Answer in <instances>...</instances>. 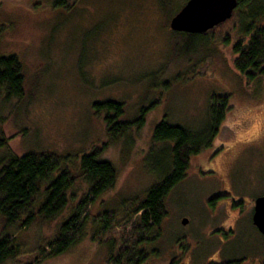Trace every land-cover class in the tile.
<instances>
[{
  "label": "rangeland",
  "instance_id": "374dc122",
  "mask_svg": "<svg viewBox=\"0 0 264 264\" xmlns=\"http://www.w3.org/2000/svg\"><path fill=\"white\" fill-rule=\"evenodd\" d=\"M84 1L82 10L67 13L45 6L34 10L24 3L27 0H0V54H17L25 66L22 100L13 109L0 110V139L19 156L54 153L74 177L68 209L54 220L37 217L27 228L17 229V243L27 255L34 253L55 237L88 192L79 172L81 157L105 139L94 102L123 101L122 121H133L142 109H152L131 143L110 144L104 153L119 178L113 191L89 206L85 238L44 264H108L110 248L91 240L93 219L108 215L122 221L127 209L145 199L157 180L151 162L165 158V147L150 148L155 126L163 119L189 128L203 124L209 102L228 96L232 110L219 136L191 159L186 178L167 196L168 215L156 241L146 246L151 255L144 264H171L173 258L175 264L228 259L234 264H260L264 239L252 225V209L264 192V99L259 111L247 108L251 104L247 86L231 66L241 20L235 18L223 33L196 38L164 29L166 22L154 0ZM181 2L172 0L171 13ZM105 28L112 30L100 31ZM99 31L97 52L87 46L79 59L80 42L90 43ZM219 146L230 150L220 164L234 193L229 194L235 203L227 215L220 209L225 197L219 195V172L210 167V158L222 150ZM4 151L0 147V158ZM43 198L42 194L36 198L35 211ZM184 219L189 221L186 226ZM120 231L117 228L112 235L119 237Z\"/></svg>",
  "mask_w": 264,
  "mask_h": 264
},
{
  "label": "trees",
  "instance_id": "16d2710c",
  "mask_svg": "<svg viewBox=\"0 0 264 264\" xmlns=\"http://www.w3.org/2000/svg\"><path fill=\"white\" fill-rule=\"evenodd\" d=\"M82 1L27 0L24 3L34 10L45 6L51 11L68 13L82 10ZM91 1L85 0L83 3L89 4ZM154 1L157 2V5L154 4L156 11L166 22L163 28L173 34L205 38L210 32L223 33V27L238 17L241 20V31L237 30L239 36L232 45V69L240 79L246 81L264 76V0H237L238 5L232 18L203 34L175 32L169 27L170 20L189 0H179L181 6L174 13H171L172 0ZM100 31L90 43L80 42L79 59L84 56L87 46L97 52ZM74 48L78 51L77 45ZM24 71V63L17 54H0L2 112L7 107L13 109L22 100ZM92 107L103 123L105 139L93 145L81 157L79 172L89 186L88 192L73 207V212L62 223L55 237L32 254L27 255L17 243L16 230L27 228L37 217L54 220L64 213L70 205L74 177L62 167L54 153L36 151L19 156L7 148L6 140L0 139V147L5 148L0 158V264H44L64 256L85 238L89 206L116 188L118 170L112 161L104 157V153L110 144L131 143L134 134L145 127L147 112L152 108L142 109L140 117L133 121H122L125 105L121 100L106 99L94 102ZM231 110L228 96H222L215 103L209 102L203 124L189 128L163 119L155 126L150 148L153 151L160 146L165 147V158L162 163L157 159L151 162L157 180L147 190L145 199L137 207L127 209L122 221H116L108 215L93 219L91 240L110 248L108 264H144L147 261L151 254L147 253L146 246L156 241L161 224L168 215L167 196L186 178L191 169V159L207 149L219 136ZM43 185L45 188L42 191ZM39 194L44 198L35 211L34 202ZM117 228L121 231L119 237H114L112 232ZM31 258L34 260H29Z\"/></svg>",
  "mask_w": 264,
  "mask_h": 264
},
{
  "label": "water",
  "instance_id": "95a60500",
  "mask_svg": "<svg viewBox=\"0 0 264 264\" xmlns=\"http://www.w3.org/2000/svg\"><path fill=\"white\" fill-rule=\"evenodd\" d=\"M238 5L237 0H189L169 23L175 32L203 34L230 20ZM184 219L182 225H187ZM252 223L264 236V195L255 200Z\"/></svg>",
  "mask_w": 264,
  "mask_h": 264
},
{
  "label": "flooded vegetation",
  "instance_id": "af4514ba",
  "mask_svg": "<svg viewBox=\"0 0 264 264\" xmlns=\"http://www.w3.org/2000/svg\"><path fill=\"white\" fill-rule=\"evenodd\" d=\"M240 80L243 84H245V86H247V89H246V91L248 92L247 98H249L248 101H249V103H251L247 106V108L249 107V108L253 109L254 111H259V108L261 105V103H259V102H261L264 99V76L261 75L252 81H246L244 78H242ZM251 89H253V90L250 91ZM252 140H253V138L248 139V141H250V142H252ZM219 147L222 150L218 156H216V157L213 156L210 158V167H211V170L219 172V176L221 178V184H222L221 185L222 192H220L219 195L222 197H225L223 199L222 205L220 206V209H223L227 215V211L232 210V206L234 205L235 202L232 198H230L229 194H231L233 192L230 190L229 183L222 177V170H221L220 164H221V162L225 161L224 157L230 153V150L228 148H226L225 146H223V147L219 146ZM220 148H218V149H220ZM222 155H223V158L221 157ZM220 196H218V197H220ZM253 209H254V205H253ZM253 209H252V212H253ZM216 211H218V209L213 210L214 213ZM188 223H189V221H188ZM252 225H253V223H252ZM253 227L259 233L258 229L254 225H253ZM225 230H227V229H225ZM228 230H232V228L228 227ZM259 235L264 239L263 235H261L260 233H259ZM260 245L264 246L263 244H260ZM232 261H233V263H232ZM175 262H176L175 258L171 259V264H174ZM259 262H260V264H264V257L259 259ZM224 263L234 264L235 261L232 259L220 260L217 262L207 261L205 264H224Z\"/></svg>",
  "mask_w": 264,
  "mask_h": 264
}]
</instances>
